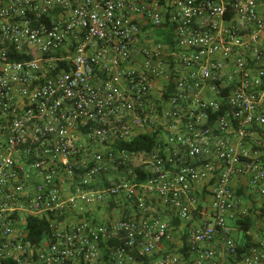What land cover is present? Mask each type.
I'll list each match as a JSON object with an SVG mask.
<instances>
[{
    "label": "built area",
    "instance_id": "obj_1",
    "mask_svg": "<svg viewBox=\"0 0 264 264\" xmlns=\"http://www.w3.org/2000/svg\"><path fill=\"white\" fill-rule=\"evenodd\" d=\"M242 178L264 195V0H0V264H264Z\"/></svg>",
    "mask_w": 264,
    "mask_h": 264
},
{
    "label": "crops",
    "instance_id": "obj_2",
    "mask_svg": "<svg viewBox=\"0 0 264 264\" xmlns=\"http://www.w3.org/2000/svg\"><path fill=\"white\" fill-rule=\"evenodd\" d=\"M238 193L241 196V207L247 211L246 215L238 213L236 218H233L231 222V226L233 228L232 235L235 239L236 243L239 244L242 239V232L239 230L237 226H235L234 221L236 219L242 218L244 216L250 215L252 218V227L250 230L251 241L255 244L261 237L262 231L264 229V195H261L255 191H252L246 185V179L242 178L238 181ZM198 193V196L204 197V194ZM175 227L172 229L173 240L164 242L158 251L155 253L154 257H160L165 255L168 252H182L186 250L187 247V236L184 233V224H182L179 220H175ZM220 264H240L237 259H233L229 256H222L219 260Z\"/></svg>",
    "mask_w": 264,
    "mask_h": 264
},
{
    "label": "trees",
    "instance_id": "obj_3",
    "mask_svg": "<svg viewBox=\"0 0 264 264\" xmlns=\"http://www.w3.org/2000/svg\"><path fill=\"white\" fill-rule=\"evenodd\" d=\"M155 39L160 42H170V30L157 28L155 30ZM155 133H141L130 141H123L115 144L116 149H127L129 151L150 150L155 143ZM144 178L141 175L140 181ZM235 226L242 232V239L238 244L239 253L247 251L254 243L251 241L250 230L252 227V218L250 215L236 219ZM27 238L33 245H40L51 231V224L47 218L28 216L25 227Z\"/></svg>",
    "mask_w": 264,
    "mask_h": 264
},
{
    "label": "rangeland",
    "instance_id": "obj_4",
    "mask_svg": "<svg viewBox=\"0 0 264 264\" xmlns=\"http://www.w3.org/2000/svg\"><path fill=\"white\" fill-rule=\"evenodd\" d=\"M153 39H155V34L153 35V37H152Z\"/></svg>",
    "mask_w": 264,
    "mask_h": 264
}]
</instances>
